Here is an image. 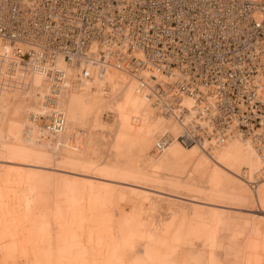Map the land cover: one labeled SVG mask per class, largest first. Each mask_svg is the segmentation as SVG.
I'll use <instances>...</instances> for the list:
<instances>
[{"label":"bare ground","instance_id":"bare-ground-1","mask_svg":"<svg viewBox=\"0 0 264 264\" xmlns=\"http://www.w3.org/2000/svg\"><path fill=\"white\" fill-rule=\"evenodd\" d=\"M169 63L0 36V264H264V73L226 114Z\"/></svg>","mask_w":264,"mask_h":264},{"label":"built area","instance_id":"built-area-1","mask_svg":"<svg viewBox=\"0 0 264 264\" xmlns=\"http://www.w3.org/2000/svg\"><path fill=\"white\" fill-rule=\"evenodd\" d=\"M0 36L27 43L34 56L126 40L157 62L175 57L169 64L189 76L182 90L214 84L226 114L255 99L253 78L264 73V0H0ZM254 107L264 116V102Z\"/></svg>","mask_w":264,"mask_h":264},{"label":"rangeland","instance_id":"rangeland-1","mask_svg":"<svg viewBox=\"0 0 264 264\" xmlns=\"http://www.w3.org/2000/svg\"><path fill=\"white\" fill-rule=\"evenodd\" d=\"M254 213H256V214H260V215H264V213H260L259 211H256V212H254Z\"/></svg>","mask_w":264,"mask_h":264}]
</instances>
